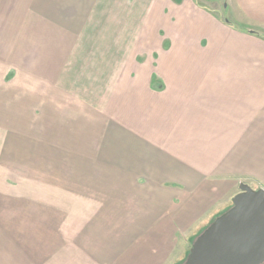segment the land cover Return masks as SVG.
I'll use <instances>...</instances> for the list:
<instances>
[{
    "label": "crops",
    "instance_id": "0c3cea01",
    "mask_svg": "<svg viewBox=\"0 0 264 264\" xmlns=\"http://www.w3.org/2000/svg\"><path fill=\"white\" fill-rule=\"evenodd\" d=\"M113 1L114 6L107 5L108 0H15L10 46L6 16L11 10L6 11L2 0L0 160L8 135L3 122L12 115L13 134L21 144L29 136L31 150L39 140L45 144L46 133L62 141V151L52 152L46 160L52 166L47 174L64 183L56 189L61 195L52 196L57 199L39 207L58 209L60 214L44 212L47 222L39 228L31 210L29 215L23 208L17 211L15 197L5 183L0 184V264H56L57 235L62 243L75 217H92L93 222L96 200L87 216V198L90 201L98 191L111 190L108 185L96 188L95 178L101 175L127 176L135 183L134 177L142 178L145 183H136L142 186L137 193L151 192V200L157 199L156 193L165 185L174 186L165 188L171 194L167 200L178 201L179 209L154 230L158 229L163 241L172 236V225L176 228L173 237L179 225L183 227L182 233L188 234L179 242L183 251L170 263L182 264L190 238H196L199 227L229 205L230 184L219 169L221 161L229 159V146L240 143L241 137L263 141L258 132H252L264 123V72L260 68L264 61L257 53L263 39L239 29L233 31L239 38L233 36L202 0ZM224 1L240 3L244 19L247 16L264 28V0ZM108 16L112 21L101 24L100 18ZM91 33L100 43L90 41ZM234 45L239 49L237 56H231ZM22 76V83L29 85L26 93L19 88ZM7 79L10 83L5 87ZM49 98L73 103L74 109L64 106V110L77 117L69 115L64 120L59 115L43 123L35 107ZM87 116L93 120L87 121ZM71 123L76 133L70 131ZM98 132L104 150L96 158L90 144L97 141ZM75 144L77 151H69ZM65 161L76 163L71 168ZM123 162H130L125 174L114 168ZM75 177L74 186L67 178ZM209 177H216L215 182L209 183ZM50 189L46 186L45 191ZM66 209L73 217L66 216ZM144 238L148 240V235ZM151 243L129 264L153 260L160 264L172 257L162 242Z\"/></svg>",
    "mask_w": 264,
    "mask_h": 264
},
{
    "label": "rangeland",
    "instance_id": "374dc122",
    "mask_svg": "<svg viewBox=\"0 0 264 264\" xmlns=\"http://www.w3.org/2000/svg\"><path fill=\"white\" fill-rule=\"evenodd\" d=\"M207 2L208 5L211 7L209 10L216 13L217 22L220 25L228 26L229 30L239 38L238 33L235 29H239L244 32L245 35L252 34L256 36V39H263L264 40V28L260 27L259 24L257 25L254 21H250L249 17L246 16V20L243 16L244 14L240 13L242 5L232 3L228 5V1L224 0H202L201 3ZM2 0H0V5ZM13 3V4H11ZM6 4V11L11 10L9 17L6 16L7 24V31H11L7 34L6 39L10 43V46L13 45L12 38H13V31H14V22H15V14H14V4L15 0H5ZM116 4L113 0H108L107 5ZM19 16V14H18ZM17 16V17H18ZM2 16H0V19ZM102 19L101 24L108 25L112 19L108 17H101ZM110 21V22H109ZM101 36L107 35L106 33H100ZM244 36V35H242ZM95 33H91L90 41L93 40L96 42L98 39L95 38ZM109 37V33H108ZM248 38V37H247ZM258 39V40H259ZM244 42V40H242ZM248 44L250 41L245 40ZM96 43H100L99 40ZM260 49V53L257 52L261 58L260 60L264 61V43L262 42ZM99 51V48L96 49V53ZM231 56L238 55V46L234 45L233 50H231ZM232 59V57H231ZM30 60V57H29ZM264 64V63H263ZM261 71L264 72V65L261 67ZM254 71V69L250 70ZM12 78V76H11ZM25 78L22 76L19 82V88L22 93L28 92L29 85L23 84L21 79ZM4 86L7 87L10 83V79L4 81ZM1 85V82H0ZM10 87V86H9ZM22 95V94H21ZM45 105V106H44ZM51 106V107H50ZM64 106L69 108H75L74 104L69 102L66 104H62L60 100H49L46 103H43L41 107L38 108L37 112H40L39 119L45 123L48 118H56L57 116H63V119L66 120V117L69 115H73L77 117V113H72L64 110ZM41 108V110H39ZM50 108H54L56 111H62L59 114H56L52 111H49ZM33 110V109H31ZM30 114L27 113L26 116ZM33 112L31 111V116ZM51 115V116H50ZM10 116V115H8ZM12 116V115H11ZM7 121V118L4 119L3 126L4 131L8 134L6 137V149L5 153L2 154L0 163V184L5 183L7 188L9 189L8 192L15 197V208L23 211L25 210L26 214H30V210L33 216H36L38 219V228L40 227V223L46 225L47 219L45 218V213L48 212L49 216H57L59 211L58 209H52L50 211L49 208L39 209V207L47 206V204L51 201V199H57L56 197H52L54 195H61V192H57L56 189H60L63 185L64 181L62 182L61 178L52 177L51 174H47V172L52 171V166L49 164L50 162L46 160V157L49 156L52 152L54 155L57 152H61L59 150L60 147L63 145L62 141L57 140L55 136H51V134L46 133L44 136L45 144L35 142V146L37 145L36 149L31 150V144L29 141H32L29 136H27V143L22 141V144L19 143V140L13 134L14 126L13 120ZM264 116V115H263ZM92 117L87 116V121H92ZM76 119V118H75ZM28 118H26L23 122L24 126L26 127L28 123ZM69 126L70 131L76 133L77 129L74 126ZM70 125V124H69ZM112 127H110V130ZM29 128H26L24 131H28ZM252 132H258V139H263L262 142L256 143L251 138H242L240 143L231 144L229 146V159L225 160V156L223 157L224 160L221 161L219 165V169L225 173L223 178H226L230 184V192L229 196L226 198L230 200L229 205L225 206L224 210H222L219 214L212 219V223L221 215L228 212L233 207V199L240 194V185L246 184L250 186L254 190H264V123L260 128L253 129ZM90 137H93L91 135ZM97 141L93 142L94 139L90 138L89 141L93 142L90 144V147H93V151H96L95 157L97 158L102 151L104 150L102 140H100V135L98 132ZM231 140L237 141V138H232ZM251 140L254 141L251 144ZM51 145L53 146L51 148ZM97 147V150H95ZM68 152V150H65ZM71 152L77 151V146L71 145L70 150ZM6 155V157H4ZM69 155V152H68ZM8 158V159H6ZM225 161L226 167H225ZM67 164H71L73 166V161H65ZM93 164V162L91 161ZM130 162H123L119 166H115V170L122 169V173L128 172L125 168L129 166ZM77 168L76 166H74ZM97 167V166H95ZM48 168L49 171H48ZM72 168V167H71ZM89 168H92L89 164ZM112 170V169H111ZM228 176V177H227ZM84 179V177H82ZM95 178V177H91ZM136 183L144 184L145 180L139 177H134ZM97 183L96 188L100 185H108L111 186V190H105L103 192L98 191L97 195L95 192L96 197L88 201L87 198V216L89 215V207L94 206V200H96V218L92 221V217H88L85 219H72L70 224V233L67 235H63L62 243L59 239H55V245L58 247V252L55 256L56 264H129L130 261H134V259L138 260L140 255V251L143 250L144 246L152 244L151 242H162L159 243L172 254L168 261H163L160 264H170L174 259H176L182 250V247L179 242H182L183 236L188 234L185 233V230L181 225H179V231L177 237H173V232L176 230L174 225L171 226L172 236L169 235V239L161 240V236L157 231L154 230L156 227L165 220L170 221L168 219L172 218L173 215L176 213L177 206L179 205L178 201L170 202L167 200V197L171 194L166 192L165 188H173V185H165L163 190L160 193H156L157 199L151 200V192H143L137 193V187L142 188V186L136 184L133 178H127V176L122 177H113L107 176L102 177L96 176ZM118 180V184L116 182ZM67 180H71L76 185V181L78 180L76 177L73 179L67 178ZM216 177H209L208 182H215ZM36 183H39L37 186ZM1 186L2 187H6ZM50 187V191H45V188ZM72 187V185L70 186ZM148 189L151 188L147 186ZM146 187V188H147ZM7 188L5 190H7ZM103 188H107L103 186ZM145 188V187H144ZM147 195V200L151 202L147 203L145 197ZM90 195L87 194V197ZM166 198V199H165ZM67 200V199H66ZM93 204V205H92ZM32 205V206H31ZM36 206L38 208H36ZM66 216L73 217V214H70V211L66 209ZM210 222V223H211ZM209 223V224H210ZM211 223V224H212ZM207 224L205 226L199 227V231L196 233L197 237L200 236L206 228L210 225ZM51 227V224L49 225ZM193 226V225H192ZM45 228V226L43 227ZM202 232V233H201ZM148 235V240L146 237ZM190 238V245L196 242L199 238ZM170 241V242H168ZM156 244V243H155ZM157 246V244H156ZM190 247V249H191ZM162 252V250H161ZM190 254H187V258L184 259L185 262L182 264H186L188 257ZM127 255L131 256L129 259ZM57 257V258H56ZM50 262V260L48 261ZM156 261L153 260L150 263L145 264H155Z\"/></svg>",
    "mask_w": 264,
    "mask_h": 264
},
{
    "label": "water",
    "instance_id": "95a60500",
    "mask_svg": "<svg viewBox=\"0 0 264 264\" xmlns=\"http://www.w3.org/2000/svg\"><path fill=\"white\" fill-rule=\"evenodd\" d=\"M240 191L192 245L186 264H264V190L241 184Z\"/></svg>",
    "mask_w": 264,
    "mask_h": 264
},
{
    "label": "trees",
    "instance_id": "16d2710c",
    "mask_svg": "<svg viewBox=\"0 0 264 264\" xmlns=\"http://www.w3.org/2000/svg\"><path fill=\"white\" fill-rule=\"evenodd\" d=\"M206 229H207V228H206ZM206 229H205V230H206ZM205 230H204V231H205ZM204 231H202V232H204ZM198 237H199V236H198ZM198 237H197V238H198ZM188 253H189V252H188ZM185 260H186V259H185ZM184 262H185V261H184Z\"/></svg>",
    "mask_w": 264,
    "mask_h": 264
}]
</instances>
